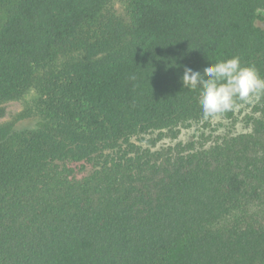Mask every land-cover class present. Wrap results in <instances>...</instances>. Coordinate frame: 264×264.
<instances>
[{"label":"trees","instance_id":"1","mask_svg":"<svg viewBox=\"0 0 264 264\" xmlns=\"http://www.w3.org/2000/svg\"><path fill=\"white\" fill-rule=\"evenodd\" d=\"M260 11L0 0V117L30 97L0 125V264H264V98L249 132L179 140L213 119L186 68L239 56L264 77Z\"/></svg>","mask_w":264,"mask_h":264},{"label":"clouds","instance_id":"2","mask_svg":"<svg viewBox=\"0 0 264 264\" xmlns=\"http://www.w3.org/2000/svg\"><path fill=\"white\" fill-rule=\"evenodd\" d=\"M185 87L202 89L199 104L205 118H215L264 98V77L254 65L243 66L239 56L210 63L203 73L185 69Z\"/></svg>","mask_w":264,"mask_h":264},{"label":"rangeland","instance_id":"3","mask_svg":"<svg viewBox=\"0 0 264 264\" xmlns=\"http://www.w3.org/2000/svg\"><path fill=\"white\" fill-rule=\"evenodd\" d=\"M118 13L122 14V9L119 3L116 4ZM260 15L264 18V11H260ZM261 25V21L257 22ZM30 97L25 100L11 101L3 105L4 115L0 117V125L13 120L25 109L26 102ZM253 105L242 106L235 111L231 119L222 117H215L213 119L194 124L191 128L185 129L180 136V141H188L197 139L204 134L206 137H216L224 134H239L246 133L251 130V122L249 117L255 116L253 114ZM38 119L36 117H29L20 119L16 122L15 129L18 131L34 129L37 126ZM89 170V169H88Z\"/></svg>","mask_w":264,"mask_h":264}]
</instances>
